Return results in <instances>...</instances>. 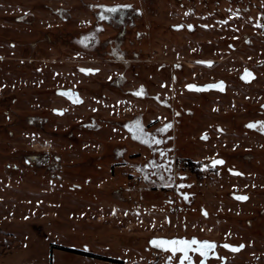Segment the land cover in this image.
Wrapping results in <instances>:
<instances>
[{
	"label": "rangeland",
	"instance_id": "rangeland-1",
	"mask_svg": "<svg viewBox=\"0 0 264 264\" xmlns=\"http://www.w3.org/2000/svg\"><path fill=\"white\" fill-rule=\"evenodd\" d=\"M257 23L264 0H0V264H167L158 237L264 264Z\"/></svg>",
	"mask_w": 264,
	"mask_h": 264
},
{
	"label": "snow or ice",
	"instance_id": "snow-or-ice-1",
	"mask_svg": "<svg viewBox=\"0 0 264 264\" xmlns=\"http://www.w3.org/2000/svg\"><path fill=\"white\" fill-rule=\"evenodd\" d=\"M104 7V6H101ZM126 7H131L130 5H117L111 8H108L107 10L109 12H117L118 9L120 8H126ZM238 13H233V15H237ZM108 17H105L103 13H101V19H107ZM258 27H264V24H259L257 23ZM176 27H182L181 25H177ZM189 28L192 27V25H188ZM85 39H82L80 42L85 43ZM202 63H208L211 64V61L207 62H202ZM83 72H92L94 71L93 69H81ZM251 76V73L245 69L244 76L242 78L247 79L248 77ZM189 89H196V90H201V88L197 85L189 84L187 85ZM204 89H212V88H219L220 90H223V82H219L218 84H208L202 86ZM143 89H141L140 92H137L136 95H141ZM63 95L68 96L69 99H73V102L79 103V98L76 96L75 93L71 92V90L64 92ZM259 126V130L261 132H264V121H255V122H250L247 127L249 128H256ZM171 127V124H165L163 128L159 129L158 131L164 132L167 129ZM134 133V137L136 139H143L144 137L148 136L147 133L144 132L143 126L137 121L135 123V127L130 129ZM207 138V137H205ZM143 142L146 144H159L161 143L160 140L155 139L154 137L148 138V139H143ZM161 156L164 155L163 152L160 153ZM155 164V162H152ZM224 161L220 159H212L211 164L213 167L219 164H223ZM157 168L162 167V165H155ZM207 167V165L205 166ZM170 170V169H169ZM231 171V169H230ZM180 187H183V185H180ZM185 198H187L186 194ZM237 199L239 200H245L247 199L246 196H238ZM206 215V213H205ZM152 246L155 248L160 249L161 251L170 253V255L167 256V264H173L174 261H176V264H195V261L193 260V256L190 255V253H197L199 257L201 258L199 260V264H206V261L210 255H216L215 253V248L217 247L216 243L214 241H209V240H199L195 237L188 239V238H183V237H173V238H165V237H158V238H153L149 242ZM222 247L231 249L232 251H238L239 248H243L244 245H239V246H234L231 244H223ZM179 254V255H177Z\"/></svg>",
	"mask_w": 264,
	"mask_h": 264
},
{
	"label": "built area",
	"instance_id": "built-area-1",
	"mask_svg": "<svg viewBox=\"0 0 264 264\" xmlns=\"http://www.w3.org/2000/svg\"><path fill=\"white\" fill-rule=\"evenodd\" d=\"M131 182L133 188H138L143 184V179L140 177H133Z\"/></svg>",
	"mask_w": 264,
	"mask_h": 264
},
{
	"label": "trees",
	"instance_id": "trees-1",
	"mask_svg": "<svg viewBox=\"0 0 264 264\" xmlns=\"http://www.w3.org/2000/svg\"><path fill=\"white\" fill-rule=\"evenodd\" d=\"M71 252H73V251H71ZM75 253H78V252H75ZM82 253H83V255H88L87 252H82ZM113 262H114V263H117V264H120V263H121V262L118 261V260H113Z\"/></svg>",
	"mask_w": 264,
	"mask_h": 264
},
{
	"label": "water",
	"instance_id": "water-1",
	"mask_svg": "<svg viewBox=\"0 0 264 264\" xmlns=\"http://www.w3.org/2000/svg\"><path fill=\"white\" fill-rule=\"evenodd\" d=\"M251 76H252V75H251ZM251 76H250V77H251ZM250 77H248V78H250ZM223 87H224V85H223ZM202 89H203V90H206V91H208V90H212V89H213V90H215V89H216V90H220L219 88H212V89H204V88H202Z\"/></svg>",
	"mask_w": 264,
	"mask_h": 264
},
{
	"label": "flooded vegetation",
	"instance_id": "flooded-vegetation-1",
	"mask_svg": "<svg viewBox=\"0 0 264 264\" xmlns=\"http://www.w3.org/2000/svg\"><path fill=\"white\" fill-rule=\"evenodd\" d=\"M213 90V89H212ZM216 90V89H215ZM218 91V90H217ZM263 108H264V106H263ZM258 127V126H257Z\"/></svg>",
	"mask_w": 264,
	"mask_h": 264
}]
</instances>
